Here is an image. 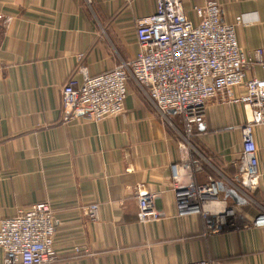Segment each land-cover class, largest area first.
I'll return each instance as SVG.
<instances>
[{
  "label": "crops",
  "instance_id": "1",
  "mask_svg": "<svg viewBox=\"0 0 264 264\" xmlns=\"http://www.w3.org/2000/svg\"><path fill=\"white\" fill-rule=\"evenodd\" d=\"M182 1L198 22L193 7L205 0ZM217 1L225 22L243 18L236 33L245 51L264 47V0ZM155 10L156 0H0V218L48 202L59 225L58 259L47 264H264V230L253 226L264 212V126L254 130L259 184L250 191L236 165L243 106L211 100L191 144L176 115L168 122L133 80L119 116L64 113L66 82L81 85L82 69L97 76L133 60L137 21ZM187 157L200 161L198 183L226 181L221 199L236 209L227 223L177 216L171 167ZM138 190L164 217L139 221ZM92 204L95 221L86 213Z\"/></svg>",
  "mask_w": 264,
  "mask_h": 264
},
{
  "label": "built area",
  "instance_id": "2",
  "mask_svg": "<svg viewBox=\"0 0 264 264\" xmlns=\"http://www.w3.org/2000/svg\"><path fill=\"white\" fill-rule=\"evenodd\" d=\"M193 12L196 23L187 17L182 0H156L155 12L137 21V56L97 76L82 69L81 85L69 79L62 89L64 113L68 118L93 122L119 116L125 110L128 83L133 80L168 122L170 111L175 112L184 129V140L191 144L196 128L205 122L211 100L239 104L246 121L240 127L243 150L236 162L238 179L242 188L253 191L259 184L254 130L264 126V47L245 51L236 33L243 18L225 22L217 0H205L203 6H194ZM236 88L242 89L240 95L235 94ZM201 168L200 161L192 157L172 165L177 216L211 215L218 224H225L236 214L235 207L221 199L226 181L211 177L206 183H198L196 175ZM136 197L140 222L164 217L156 209L153 195L138 190ZM212 204L219 208L209 209ZM99 208L98 204L86 207L91 220L98 219ZM58 225L48 202L37 203L14 217L0 218L4 264L56 262ZM253 226L264 230V212L254 219ZM194 264L219 263L202 260Z\"/></svg>",
  "mask_w": 264,
  "mask_h": 264
},
{
  "label": "bare ground",
  "instance_id": "3",
  "mask_svg": "<svg viewBox=\"0 0 264 264\" xmlns=\"http://www.w3.org/2000/svg\"><path fill=\"white\" fill-rule=\"evenodd\" d=\"M216 206H218V204H212L211 208H217ZM211 208H209V209H211Z\"/></svg>",
  "mask_w": 264,
  "mask_h": 264
},
{
  "label": "rangeland",
  "instance_id": "4",
  "mask_svg": "<svg viewBox=\"0 0 264 264\" xmlns=\"http://www.w3.org/2000/svg\"><path fill=\"white\" fill-rule=\"evenodd\" d=\"M175 121L177 122V121H179V117L177 116H175Z\"/></svg>",
  "mask_w": 264,
  "mask_h": 264
},
{
  "label": "water",
  "instance_id": "5",
  "mask_svg": "<svg viewBox=\"0 0 264 264\" xmlns=\"http://www.w3.org/2000/svg\"><path fill=\"white\" fill-rule=\"evenodd\" d=\"M170 113H172V114H175V112L174 111H170ZM226 189H224V191H225Z\"/></svg>",
  "mask_w": 264,
  "mask_h": 264
}]
</instances>
